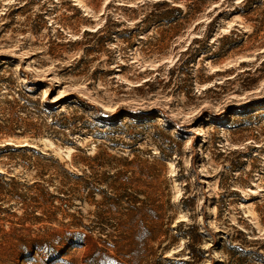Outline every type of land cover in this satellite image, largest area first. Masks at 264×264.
Returning a JSON list of instances; mask_svg holds the SVG:
<instances>
[{
	"label": "rangeland",
	"instance_id": "obj_1",
	"mask_svg": "<svg viewBox=\"0 0 264 264\" xmlns=\"http://www.w3.org/2000/svg\"><path fill=\"white\" fill-rule=\"evenodd\" d=\"M0 264H264V0H0Z\"/></svg>",
	"mask_w": 264,
	"mask_h": 264
}]
</instances>
